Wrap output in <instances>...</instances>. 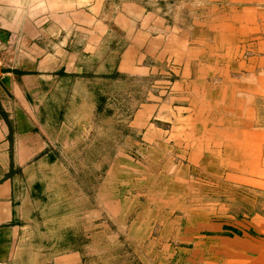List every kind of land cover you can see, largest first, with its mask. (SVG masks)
<instances>
[{
  "label": "crops",
  "instance_id": "1",
  "mask_svg": "<svg viewBox=\"0 0 264 264\" xmlns=\"http://www.w3.org/2000/svg\"><path fill=\"white\" fill-rule=\"evenodd\" d=\"M213 1L238 2L0 0V264L81 262L80 250L62 247V220L46 212L50 209L47 203L58 190L54 170L48 168L51 157L44 153V130L54 116L95 112L104 98H110L111 82L125 81L132 75L140 76V80L146 75L152 80L159 74L156 80L162 77L160 81L170 83L218 82L222 83L214 87L222 91L218 96L228 92L237 100L234 83L255 80L254 57L235 54L237 34L233 27L228 28L233 25L225 23V29L218 28L213 33L214 45H209L206 28L194 30L193 25H186L187 17L195 23V19L206 16L205 10L176 14V3ZM197 7L205 9V5ZM237 7L221 4L212 8L216 17L236 19ZM182 9L185 11L186 6ZM176 18L182 19L180 26H176ZM195 33L199 40L202 35L204 47L214 48L218 57L214 63L180 64L176 68L171 63L172 54L166 52L172 50L178 36L188 39ZM151 49H156V59L147 63L143 51ZM196 66L197 74L192 75V67ZM185 71L188 77L180 78ZM223 83H231V89L224 88L228 85ZM233 104L230 101L225 106L234 108ZM242 106L244 118L253 107L250 109L249 103ZM198 120L194 118L187 127L172 132L179 136L173 144L180 149V159L205 170L217 171L225 164V174L212 176L225 177V181L238 185V162L249 161L252 148L264 146V128L256 132L246 121L241 126L228 124L201 130ZM191 129L196 131L191 133L195 136L188 139L187 131ZM219 131L228 138H217L222 136ZM255 134L260 136L259 141ZM218 146H223L220 151L224 153L218 152ZM239 148L243 150L242 158ZM234 219L228 223L216 221L219 233L215 235H199L194 254L200 264H264V215L242 220L247 222H242L246 233L240 232L241 222Z\"/></svg>",
  "mask_w": 264,
  "mask_h": 264
},
{
  "label": "rangeland",
  "instance_id": "2",
  "mask_svg": "<svg viewBox=\"0 0 264 264\" xmlns=\"http://www.w3.org/2000/svg\"><path fill=\"white\" fill-rule=\"evenodd\" d=\"M185 3L193 8L176 3V14L205 10L206 16L195 23L187 17L186 25H193L194 30L206 28L209 45H214L213 33L218 28L225 29V23L233 25L228 28L233 27L237 34L235 54L254 57L255 80L234 83L237 100L228 92L218 96L222 93L214 88L222 84L218 82L170 83L160 81L162 77L156 80L159 74L152 80L132 75L125 81L113 80L110 98H104L95 112L54 116L44 130V153L51 157L48 168L54 170L58 190L47 203L50 209L46 212L62 220V247L80 250V264H200L194 254L198 237L219 233L216 221L228 223L233 217L241 222L240 232L246 233L243 223L247 222L242 220L264 215V146L253 147L250 160L238 162L241 178L236 185L225 177L212 176L225 174L224 163L216 171L180 159V149L173 144L179 136L172 134L194 118L199 119L201 130L241 126L246 121L256 132L263 130L264 0ZM221 4H237L239 19L216 17L212 7ZM198 5H205V9ZM181 20L176 18V26ZM178 37L172 50L166 52L172 54L171 63L176 68L180 64L214 63L218 57L214 48L204 47L202 35L201 40L197 33L188 39ZM155 52L144 50V60H155ZM192 68L191 74L196 75L198 66ZM181 73L180 78L188 77L189 72ZM223 84L231 89V83ZM230 101L234 108L225 106ZM245 103L253 111L243 118L240 111ZM233 110L239 113L233 115ZM193 132L187 131L188 139L195 136ZM220 137L228 138L225 134ZM259 137L255 136L256 141ZM218 148L219 152L223 146ZM239 150L241 155L243 150Z\"/></svg>",
  "mask_w": 264,
  "mask_h": 264
},
{
  "label": "bare ground",
  "instance_id": "3",
  "mask_svg": "<svg viewBox=\"0 0 264 264\" xmlns=\"http://www.w3.org/2000/svg\"><path fill=\"white\" fill-rule=\"evenodd\" d=\"M238 19H239V16H238Z\"/></svg>",
  "mask_w": 264,
  "mask_h": 264
}]
</instances>
